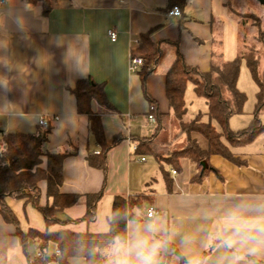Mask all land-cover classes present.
<instances>
[{"label": "crops", "instance_id": "1", "mask_svg": "<svg viewBox=\"0 0 264 264\" xmlns=\"http://www.w3.org/2000/svg\"><path fill=\"white\" fill-rule=\"evenodd\" d=\"M258 1L186 0L181 16H169L168 0H56L48 15L40 6L20 0L0 5V129L33 134L45 119L51 133L44 151L71 152L61 192L81 199L57 217L75 232L106 234L115 198L144 196L138 218L128 223L126 243L112 248L110 262L143 264L147 258L149 264H264V131L252 142L231 148L240 164L212 155L210 169L200 180L197 166L188 159L174 169L135 149L156 132V122L148 119L151 107L145 89L159 112L170 114L173 141L172 131L180 130L166 94V73L176 48L165 43H177L187 65L207 72L215 54L217 60L230 61L223 50L226 41L235 39L233 33L242 31L237 13L254 14L247 8H255ZM112 31L117 33L115 42ZM149 32L166 52L144 87L140 73L130 70V59L131 50ZM89 77L104 85L115 109L99 115L104 144L120 138L106 153V172L87 162L89 153L103 152L104 147L93 134L90 118L78 114L71 91ZM93 111H100L98 104ZM187 115L184 121L190 120ZM178 132L175 136L186 138ZM193 137L207 149L202 136ZM100 192L96 221L73 223L86 214L84 196ZM6 202L23 232L46 230L43 216L31 203L13 198ZM151 208L157 212L153 218L147 216ZM57 250L51 246L55 260L49 264H63ZM39 253L31 241L25 252L15 226L0 215V264H29ZM69 264L87 263L72 258Z\"/></svg>", "mask_w": 264, "mask_h": 264}, {"label": "trees", "instance_id": "2", "mask_svg": "<svg viewBox=\"0 0 264 264\" xmlns=\"http://www.w3.org/2000/svg\"><path fill=\"white\" fill-rule=\"evenodd\" d=\"M29 6H40L44 15H48L56 0H20ZM186 0H168L169 8L182 9ZM241 26L253 18L259 21L255 14L241 16L237 13ZM260 40H264L262 35ZM176 48V58L166 73V94L173 116L179 122L180 134L186 135L187 142L183 149L171 153L169 145L170 114H161L158 106L145 94L150 102L149 115L156 119V132L150 138L140 141L137 153L150 155L160 163H166L174 169L179 168V162L185 158L197 166L200 180L210 169L209 158L212 155L221 156L231 162L239 163L231 148L244 146L252 142L264 131V124L259 116L264 113V52L261 54L255 44L246 46L238 51L234 60H217L211 64L207 72L197 67L187 65L178 50V44L165 43ZM166 48L163 43H154L151 32L141 36L137 48L131 50V57H143L144 64L137 71L140 73L145 87L149 74L154 73L165 55ZM246 61L247 67L257 86L256 108L251 125L238 132L229 127L230 119L235 115H242L247 102V96L238 87L241 64ZM189 83L194 85L195 93L206 99L208 111L207 120L199 114L189 121H184L188 113L185 94ZM76 97L79 115L88 116L93 125V134L97 141L103 144L100 154L89 153L88 164L103 172L107 170V151L115 145L120 138H115L111 145H105L101 138L99 115L114 112L103 84H97L92 78L79 80L76 87L71 90ZM99 105L100 111L94 113L93 104ZM216 122L218 128L213 124ZM51 133L50 127H41L33 134L8 133L0 129V215L8 224L15 226L17 236L21 239L25 252L28 243H34L36 249L43 254L42 257L29 264H49L55 257L49 253L51 246L60 250L59 262L69 264L72 258H81L87 264H114L109 260V252L117 244L127 241V227L129 221L137 219V212L144 207V196L116 197L113 204L110 230L106 234L79 233L66 228L69 222H63L57 214L76 205L81 199L80 195L65 194L61 192L64 184L63 169L66 158L71 152L47 153L44 145ZM202 136L208 143L203 150L194 135ZM225 139L227 144L223 141ZM168 151V153H166ZM206 161L208 168L203 170L201 163ZM46 184L47 203L41 202V184ZM13 198L31 203L39 211L46 224V230L41 232L29 229L23 232L20 221L8 206L6 199ZM86 214L73 223H93L97 218L98 205L103 198V192L84 196ZM72 223V222H71ZM60 226L58 230L53 227Z\"/></svg>", "mask_w": 264, "mask_h": 264}, {"label": "rangeland", "instance_id": "3", "mask_svg": "<svg viewBox=\"0 0 264 264\" xmlns=\"http://www.w3.org/2000/svg\"><path fill=\"white\" fill-rule=\"evenodd\" d=\"M258 2L259 4L257 3L258 5H256L255 8H247V13H254L258 16L259 21H256L253 18L248 19V23L242 28L240 35L238 32L233 33V35L236 36L235 39H233L231 42H229V40L226 41L225 49L223 50V55L224 57L226 56V60H234L240 49H243L246 46L252 44H255L257 46L261 54L264 52V40L259 39L262 35H264V3H261L260 1ZM237 28L239 29V27ZM238 87L247 96V102L244 107V113L242 115L233 116L229 121V127L233 132L242 131L248 128L254 119V112L256 108V94L258 89L247 67L246 61H243L241 64V72L239 76ZM185 98L188 108L187 116L192 119L195 116L202 114L203 119L207 120L206 113L208 111V107L206 99L204 97H199L195 93L194 85L192 83H189L187 86ZM259 119L262 123H264V113L259 116ZM174 124L176 126L177 124H179V122L175 119ZM213 124L218 128L216 122H213ZM177 131H179L178 133H180V130H173L171 133V135L175 137L173 141L170 138L169 129V145L167 146V148L171 153L180 151L186 145H184L183 143L184 141H186L187 138H182L179 134V138H177L178 136H175L177 134ZM260 138H264V133L260 135ZM223 141L227 142L225 139H223ZM166 153H168V151ZM44 191H46V186L44 187ZM37 212V214L42 216L39 211Z\"/></svg>", "mask_w": 264, "mask_h": 264}, {"label": "built area", "instance_id": "4", "mask_svg": "<svg viewBox=\"0 0 264 264\" xmlns=\"http://www.w3.org/2000/svg\"><path fill=\"white\" fill-rule=\"evenodd\" d=\"M117 1H119V2H123V0H117ZM5 3H6V0H0V5L5 4ZM169 16H181V11H180V9L177 8V7L173 8V9L169 12ZM110 37H111V40H112L113 42H115L116 39H117V33L114 32V31L110 32ZM143 64H144V58H143V57H134V58L131 57V59H130V70H131L132 72L136 73V72H137V71L143 66ZM148 119H149L150 122H154V123L156 122V119H155V117H154L153 115H149ZM39 123H40V125H41L42 127H46V126L49 125L48 120H45V119H41ZM135 149H137V148L135 147ZM100 153H101L100 151L96 152V154H100ZM141 160L144 161L145 158H142ZM174 173H175V172H174ZM156 213H157V212L155 211V209L151 208V209L148 211L147 216H148L149 218H153V216L156 215ZM56 254H57L58 256H60V255H61L60 250H57V251H56ZM38 257H42V254L39 253V254H38Z\"/></svg>", "mask_w": 264, "mask_h": 264}, {"label": "water", "instance_id": "5", "mask_svg": "<svg viewBox=\"0 0 264 264\" xmlns=\"http://www.w3.org/2000/svg\"><path fill=\"white\" fill-rule=\"evenodd\" d=\"M259 1H260L261 3H264V0H259ZM201 165H202L203 170H205V169L208 168V164H207L206 161H203V162L201 163Z\"/></svg>", "mask_w": 264, "mask_h": 264}, {"label": "clouds", "instance_id": "6", "mask_svg": "<svg viewBox=\"0 0 264 264\" xmlns=\"http://www.w3.org/2000/svg\"><path fill=\"white\" fill-rule=\"evenodd\" d=\"M143 264H149V262H148L147 258H145V260H144Z\"/></svg>", "mask_w": 264, "mask_h": 264}]
</instances>
